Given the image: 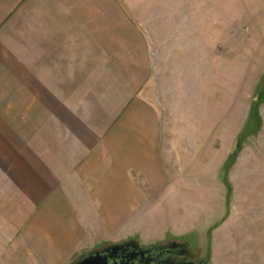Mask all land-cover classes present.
I'll use <instances>...</instances> for the list:
<instances>
[{
	"label": "rangeland",
	"instance_id": "1",
	"mask_svg": "<svg viewBox=\"0 0 264 264\" xmlns=\"http://www.w3.org/2000/svg\"><path fill=\"white\" fill-rule=\"evenodd\" d=\"M178 1L182 39L170 41L162 39L170 0H129L132 19H146L150 56L146 70L115 72L106 89L115 111L127 82L132 98L154 108L170 182L132 173L136 183L96 193L97 209L83 216L82 251L65 264L129 241L143 249L184 243L195 263L264 264V0ZM92 185L81 184V194ZM0 264L62 257L20 244L0 247Z\"/></svg>",
	"mask_w": 264,
	"mask_h": 264
},
{
	"label": "crops",
	"instance_id": "2",
	"mask_svg": "<svg viewBox=\"0 0 264 264\" xmlns=\"http://www.w3.org/2000/svg\"><path fill=\"white\" fill-rule=\"evenodd\" d=\"M169 8L162 39L178 41L179 1ZM146 23L129 0H0V247H39L65 264L82 251L96 193L136 183L132 173L170 182L154 108L127 82L115 111L106 90L115 72L146 70ZM81 184L94 185L87 196Z\"/></svg>",
	"mask_w": 264,
	"mask_h": 264
},
{
	"label": "water",
	"instance_id": "3",
	"mask_svg": "<svg viewBox=\"0 0 264 264\" xmlns=\"http://www.w3.org/2000/svg\"><path fill=\"white\" fill-rule=\"evenodd\" d=\"M184 243L170 242L143 249L135 241L108 246L87 253L73 264H202L188 261Z\"/></svg>",
	"mask_w": 264,
	"mask_h": 264
},
{
	"label": "flooded vegetation",
	"instance_id": "4",
	"mask_svg": "<svg viewBox=\"0 0 264 264\" xmlns=\"http://www.w3.org/2000/svg\"><path fill=\"white\" fill-rule=\"evenodd\" d=\"M188 261H190L189 259H188ZM201 262V261H200ZM200 262H198V263H200Z\"/></svg>",
	"mask_w": 264,
	"mask_h": 264
}]
</instances>
